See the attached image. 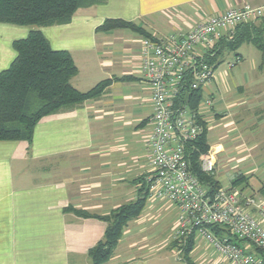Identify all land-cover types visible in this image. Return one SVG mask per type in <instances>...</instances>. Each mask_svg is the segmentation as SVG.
<instances>
[{
	"label": "crops",
	"instance_id": "obj_1",
	"mask_svg": "<svg viewBox=\"0 0 264 264\" xmlns=\"http://www.w3.org/2000/svg\"><path fill=\"white\" fill-rule=\"evenodd\" d=\"M244 4L264 7V0H107L79 9L64 25L0 23V72L16 58L13 43L39 30L54 50L72 56L75 89L88 92L108 82L98 96L44 117L31 142L0 141V264H93L89 251L110 225L103 218L150 191L153 105L141 67L143 40L190 31ZM106 20L133 23L141 31H99ZM249 25L264 31V18ZM234 52L235 82L221 76L220 101L208 85L212 105L204 109L203 99L199 105L206 154L215 165L210 174L221 188L264 200V51L244 42ZM217 82L214 76L210 84ZM219 163L228 164L227 187L217 179ZM151 199L149 192L105 264H187L184 256L178 258L180 242L173 239L178 211ZM238 244L258 254L254 245ZM188 258L193 264H230L198 235Z\"/></svg>",
	"mask_w": 264,
	"mask_h": 264
},
{
	"label": "built area",
	"instance_id": "obj_2",
	"mask_svg": "<svg viewBox=\"0 0 264 264\" xmlns=\"http://www.w3.org/2000/svg\"><path fill=\"white\" fill-rule=\"evenodd\" d=\"M262 18L264 7L244 4L212 16L190 31L143 40L141 67L152 88L153 105V128L147 143L152 169L148 184L153 198L178 208L173 239L180 242L179 259L194 234L212 244L230 264H264L262 255L249 253L231 240L249 243L264 252V200L246 197L233 188L209 194L193 173L186 151L204 130L200 108L195 111L188 102L180 101L188 87L204 90L214 79V69L199 49L208 53L221 39L231 40L239 25ZM212 101L209 95L204 105L210 107ZM200 162L204 172L214 171L208 154L201 155ZM210 226H220L228 233L218 237Z\"/></svg>",
	"mask_w": 264,
	"mask_h": 264
},
{
	"label": "trees",
	"instance_id": "obj_3",
	"mask_svg": "<svg viewBox=\"0 0 264 264\" xmlns=\"http://www.w3.org/2000/svg\"><path fill=\"white\" fill-rule=\"evenodd\" d=\"M106 1L0 0V23L37 27L64 25L71 22L79 9L102 5ZM249 23L239 25L231 40L221 39L215 48L205 54L207 63L214 71L222 63L219 58L225 50L235 51L244 42L264 51V31ZM117 28L141 31L135 24L121 20H106L98 30L111 31ZM13 48L16 58L8 69L0 72V141L31 142L37 124L44 117L98 96L108 86V82L103 81L88 92L75 89L71 82L76 77L78 69L72 56L66 51L54 50L39 30L30 32L25 39L15 41ZM203 91V88L191 90L188 87L182 93L180 101L188 102L193 110L198 111L203 99ZM186 151L191 169L200 183L206 187L209 194L217 193L221 189L220 184L213 174L202 170L199 161L200 156L209 151L205 128L201 136L186 147ZM149 192L147 189L146 194ZM146 194L142 200L122 207L111 216L103 218L109 221L110 225L106 229L104 240L89 251L93 264H105L109 261L118 245L124 226L129 220L139 216L143 210ZM78 214L82 217H90L86 213L78 212ZM209 229L218 237L228 233L220 226H210ZM194 238L195 235H191L183 249V259L187 264H193L188 254L192 250ZM231 240L242 242L232 238ZM257 250L258 254L264 257V252Z\"/></svg>",
	"mask_w": 264,
	"mask_h": 264
},
{
	"label": "rangeland",
	"instance_id": "obj_4",
	"mask_svg": "<svg viewBox=\"0 0 264 264\" xmlns=\"http://www.w3.org/2000/svg\"><path fill=\"white\" fill-rule=\"evenodd\" d=\"M236 58H237L236 53L234 51H232V52L228 51V50L225 51L223 53L222 57L220 58L223 61V63L216 69V71H214V76H216V79L218 81L217 82L218 85H216L215 83L210 84L208 86V91H210V92L216 91L215 92L216 94L214 96H215V100H217V101H220V98L223 95V94H221V90L219 91V89H218V87H220V83H221V80H218V79L221 76H224L226 78V81L228 82V84L232 83V80H234L233 82H235V64L237 63V62H235ZM226 81H224V82H226ZM208 91H207V89L206 90L204 89V92H203L204 100H206L209 97ZM225 97H226V95L224 96V98ZM221 106H222V108H225L226 104L224 103V105H222V103H221ZM205 108H207V106L204 105V109ZM216 108L218 109V106ZM227 165L228 164L219 163V168L217 171V179H219L222 182L224 187H227L229 185V179L226 176L227 175L229 176L230 172H225L227 167H228ZM229 166H231V164H229ZM151 200L152 201H154V200L155 201H165V200H156L153 197ZM171 204L175 206V204H173V203H171ZM175 209L178 211V208L176 206H175ZM178 263L185 264L183 261H178Z\"/></svg>",
	"mask_w": 264,
	"mask_h": 264
}]
</instances>
